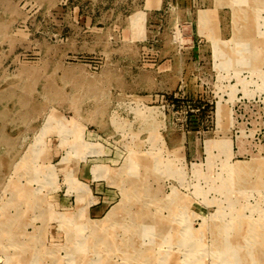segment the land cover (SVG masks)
I'll use <instances>...</instances> for the list:
<instances>
[{
  "label": "rangeland",
  "instance_id": "374dc122",
  "mask_svg": "<svg viewBox=\"0 0 264 264\" xmlns=\"http://www.w3.org/2000/svg\"><path fill=\"white\" fill-rule=\"evenodd\" d=\"M0 264H264V0H0Z\"/></svg>",
  "mask_w": 264,
  "mask_h": 264
},
{
  "label": "bare ground",
  "instance_id": "6f19581e",
  "mask_svg": "<svg viewBox=\"0 0 264 264\" xmlns=\"http://www.w3.org/2000/svg\"><path fill=\"white\" fill-rule=\"evenodd\" d=\"M241 169H243V168H241V167H237V170H241ZM124 199V198H123ZM124 202V201H123ZM115 208V207H114ZM97 223V222H96ZM251 243V242H250ZM33 250V249H32Z\"/></svg>",
  "mask_w": 264,
  "mask_h": 264
}]
</instances>
